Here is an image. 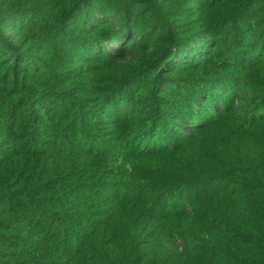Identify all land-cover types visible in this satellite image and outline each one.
<instances>
[{
	"label": "trees",
	"instance_id": "obj_1",
	"mask_svg": "<svg viewBox=\"0 0 264 264\" xmlns=\"http://www.w3.org/2000/svg\"><path fill=\"white\" fill-rule=\"evenodd\" d=\"M0 264H264V0H0Z\"/></svg>",
	"mask_w": 264,
	"mask_h": 264
}]
</instances>
